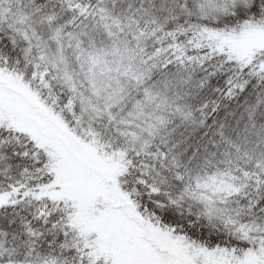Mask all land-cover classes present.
I'll return each mask as SVG.
<instances>
[{
    "label": "snow or ice",
    "instance_id": "snow-or-ice-1",
    "mask_svg": "<svg viewBox=\"0 0 264 264\" xmlns=\"http://www.w3.org/2000/svg\"><path fill=\"white\" fill-rule=\"evenodd\" d=\"M0 264H264V0H0Z\"/></svg>",
    "mask_w": 264,
    "mask_h": 264
}]
</instances>
